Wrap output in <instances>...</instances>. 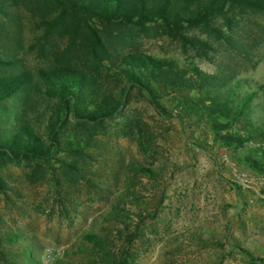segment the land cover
<instances>
[{
  "label": "trees",
  "instance_id": "1",
  "mask_svg": "<svg viewBox=\"0 0 264 264\" xmlns=\"http://www.w3.org/2000/svg\"><path fill=\"white\" fill-rule=\"evenodd\" d=\"M248 9L264 14V0H0V194L9 189L1 176L7 165H23L30 183L47 177L54 188L85 183L96 190L89 168L104 147L99 136L112 129L116 137L131 140L138 131L139 148L150 145L139 122L124 114L132 93L162 120L177 123L184 141L210 156L219 170L226 171L227 160L264 181V86L239 76L231 65L208 73L192 59L147 55L136 44L160 33L178 41L183 52L205 56L210 43L187 34L200 29L246 53L256 44L248 42L234 16ZM219 21L227 32L216 26ZM26 22L37 31L31 47L41 64L34 69L22 56ZM56 41L63 47L54 49ZM104 78L114 86H106ZM122 162L119 153L125 178L117 171L108 180L127 184L126 193L111 204L107 223L127 218L134 177L159 175ZM229 184L242 209L263 202L235 180ZM259 233L264 240V225ZM136 237L127 234L126 243ZM81 238L91 247L90 264H136L128 248L113 254L106 235L89 231ZM232 246L243 264H264V244L261 255L239 241ZM37 251L26 233L0 229L3 264H43Z\"/></svg>",
  "mask_w": 264,
  "mask_h": 264
},
{
  "label": "rangeland",
  "instance_id": "2",
  "mask_svg": "<svg viewBox=\"0 0 264 264\" xmlns=\"http://www.w3.org/2000/svg\"><path fill=\"white\" fill-rule=\"evenodd\" d=\"M234 17L248 42H255L251 51L235 52L200 29L188 30L187 34L210 43L212 49L205 56L192 49L183 52L178 41L160 33L136 44L147 55L192 59L208 73L231 65L240 72L239 76L264 86V14L248 9ZM216 26L227 32L221 21ZM36 35L37 31L26 22L22 56L29 69L41 64L31 47ZM63 45L62 41L52 43L54 49ZM103 82L114 86L110 78ZM131 100L124 114L135 118L151 139L147 149L139 148L138 141L142 140L138 131L131 140L116 137L112 129L99 136L104 147L96 151L97 161L89 168L96 190H89L85 183L54 188L47 177L30 183L23 165H7L1 170L9 189L0 194V229L21 231L33 238L43 264H90L91 247L81 238L89 231L106 235L111 241L109 249L116 256L128 248L136 254V264H243L232 246L236 241L261 255L264 181L236 170L227 160L226 171L219 170L210 156L184 141L177 123L162 120L135 93ZM119 153L122 165L141 164L159 175L154 180L140 174L134 177V189L125 201L127 218L114 217L107 223L104 218L111 204L126 193L127 184L108 180L117 171L121 179L125 178L117 165ZM229 180L253 190L263 202L249 203L242 209ZM130 233L137 237L128 245L126 235Z\"/></svg>",
  "mask_w": 264,
  "mask_h": 264
},
{
  "label": "built area",
  "instance_id": "3",
  "mask_svg": "<svg viewBox=\"0 0 264 264\" xmlns=\"http://www.w3.org/2000/svg\"><path fill=\"white\" fill-rule=\"evenodd\" d=\"M46 252H47V261H50V252H49V250H46Z\"/></svg>",
  "mask_w": 264,
  "mask_h": 264
}]
</instances>
